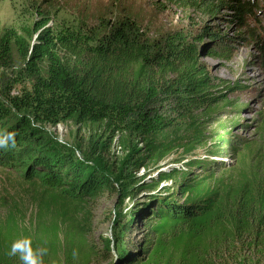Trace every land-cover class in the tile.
Returning <instances> with one entry per match:
<instances>
[{"label": "trees", "instance_id": "trees-1", "mask_svg": "<svg viewBox=\"0 0 264 264\" xmlns=\"http://www.w3.org/2000/svg\"><path fill=\"white\" fill-rule=\"evenodd\" d=\"M168 1L211 16L230 9L243 29L253 12L246 0ZM31 22L18 30L0 23V137L14 133L16 141L0 148V169L40 189L74 224L63 231L55 221L22 230L11 215L0 228V264H22L10 251L24 238L47 249L43 264H264V178L215 179L229 170L212 157L240 145L208 131L227 96L243 89L216 79L201 63L203 53L228 60L217 51L224 37L180 28L153 41L131 16L88 26L40 8ZM206 40L211 46L202 49ZM256 46L264 60V39ZM7 73L14 79L8 84ZM67 122L102 127L92 159L127 138L130 150L110 166L80 161L47 138L48 126ZM208 143L214 150L198 157ZM175 155L183 165L149 181L139 176ZM170 182L177 190L162 187ZM107 192L123 201L144 195L145 204L117 215L110 238L92 240L73 217L86 226L80 210ZM145 210L148 233L138 246L127 237Z\"/></svg>", "mask_w": 264, "mask_h": 264}, {"label": "rangeland", "instance_id": "rangeland-1", "mask_svg": "<svg viewBox=\"0 0 264 264\" xmlns=\"http://www.w3.org/2000/svg\"><path fill=\"white\" fill-rule=\"evenodd\" d=\"M246 1L251 3L253 12L244 29L234 20V12L230 9H224L217 16H211L205 10L180 7L168 0H0V23L3 28L13 27L17 30L25 25L31 27L35 11L40 8L56 17L69 16L88 26L95 25L102 18L115 21L124 16H131L138 20L153 41L169 31L180 28L194 31L206 28L224 37V43L217 46V51H221L220 54L227 52L228 60L207 57L203 53L201 63L216 79L243 89L227 96L219 106L216 124L208 125V131L215 134V138L223 136L225 142L233 140L240 145H237L235 153L230 150V145H227L225 150L218 151L221 158L212 157L218 162L226 163L225 168L229 170L226 174L217 175L215 179L229 175L228 179L233 181L258 180L264 178V60L256 42L259 38L264 39V0ZM200 46L202 49L209 48L210 40L204 41ZM4 80L8 84L14 79L11 73H7ZM18 92L15 87L14 94ZM234 123H237V127L233 129ZM102 131V127L98 125H78L74 122L46 128L50 142H57L63 149H70L78 160L93 165L108 163L110 166L113 162L123 159L129 152L131 140L127 138L124 146L121 143L124 148L123 155L114 150L113 144L112 149L102 158L92 159L95 144L102 136ZM213 150L208 143L195 154L203 158ZM181 158L180 155H175L160 164H151L139 176L146 178L145 181L154 179L159 172H167L183 165ZM163 186H170L172 189L175 185L167 183ZM174 188L177 190V187ZM145 199L146 196L141 195L138 199L128 198L123 201L118 194L107 192L96 201L85 204L84 211L80 210L87 215L86 226L81 223L79 215L74 214L73 218L76 219L77 227L90 229V232L86 233L90 239L99 241L111 237L112 225L118 220L117 215L129 213L135 203L144 205ZM47 205L49 207H46ZM62 211L61 207L52 203L51 198L44 196L40 189L24 183L15 173L0 169V228L6 227L8 219L14 215L22 230L35 231L38 227H41V230L55 221L63 231L74 223L69 221L70 216L63 217ZM148 211H143L136 229L128 234L130 243L139 246L147 235L145 226L149 217H144V214ZM92 262L91 264H108Z\"/></svg>", "mask_w": 264, "mask_h": 264}, {"label": "clouds", "instance_id": "clouds-1", "mask_svg": "<svg viewBox=\"0 0 264 264\" xmlns=\"http://www.w3.org/2000/svg\"><path fill=\"white\" fill-rule=\"evenodd\" d=\"M15 134L8 133L0 137V148H7L9 145L15 147ZM47 249L33 248L32 241L28 238L20 239L11 246L10 255H19L22 264H43V257Z\"/></svg>", "mask_w": 264, "mask_h": 264}, {"label": "built area", "instance_id": "built-area-1", "mask_svg": "<svg viewBox=\"0 0 264 264\" xmlns=\"http://www.w3.org/2000/svg\"><path fill=\"white\" fill-rule=\"evenodd\" d=\"M113 147H114V150H115L119 155H120V154H121V155L124 154V150H123L122 146L119 145L118 141H115V142H114V146H113ZM142 171H143V170H142ZM142 171H141V172H142ZM141 172H140V173H141ZM170 183L172 184V182H170ZM165 184H167V183H165ZM165 184H163V185H165ZM163 185H162V186H163Z\"/></svg>", "mask_w": 264, "mask_h": 264}]
</instances>
